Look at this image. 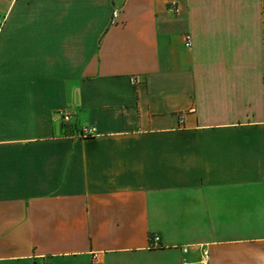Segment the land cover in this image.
<instances>
[{
	"label": "crops",
	"instance_id": "1",
	"mask_svg": "<svg viewBox=\"0 0 264 264\" xmlns=\"http://www.w3.org/2000/svg\"><path fill=\"white\" fill-rule=\"evenodd\" d=\"M0 26V264H264V0H0Z\"/></svg>",
	"mask_w": 264,
	"mask_h": 264
},
{
	"label": "built area",
	"instance_id": "2",
	"mask_svg": "<svg viewBox=\"0 0 264 264\" xmlns=\"http://www.w3.org/2000/svg\"><path fill=\"white\" fill-rule=\"evenodd\" d=\"M169 11L172 12L173 14H175V15H178L180 13V11H179V9L177 8L176 5H172L169 8ZM117 17H118V12H114L113 18L117 19ZM0 28H1V26H0ZM185 46L187 48H190V46H191L190 37L186 38ZM133 84H137V80H134ZM60 115H61L63 123L66 124V125L69 124L72 121V119H73L72 115L68 114V113H62ZM183 122H184L183 121V117L180 116L179 124L182 125ZM94 134H95V130L94 129L85 128L84 130H82V132L79 134V136L82 137V138H89V137L94 136ZM159 242H160V238L159 237H154L152 239V243H154L155 245H157ZM188 252H189L188 248H183V253L184 254H187ZM209 261H210L209 252L207 250H202L201 254H200V259L198 261H196V262H184L183 264H209Z\"/></svg>",
	"mask_w": 264,
	"mask_h": 264
}]
</instances>
